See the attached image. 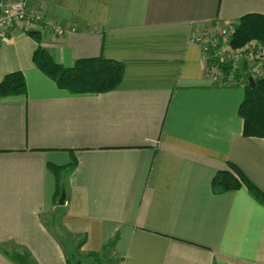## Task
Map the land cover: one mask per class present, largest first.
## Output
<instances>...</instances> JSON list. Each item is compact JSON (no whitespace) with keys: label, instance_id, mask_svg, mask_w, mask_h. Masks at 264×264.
Masks as SVG:
<instances>
[{"label":"crops","instance_id":"0c3cea01","mask_svg":"<svg viewBox=\"0 0 264 264\" xmlns=\"http://www.w3.org/2000/svg\"><path fill=\"white\" fill-rule=\"evenodd\" d=\"M29 3L68 30L0 32V80L26 81L0 96V264H264V203L212 188L232 163L264 192V137L243 134L244 87L213 81L192 40L264 0ZM38 45L64 66L117 60L122 80L71 93L33 63ZM68 163L56 194L50 166Z\"/></svg>","mask_w":264,"mask_h":264},{"label":"trees","instance_id":"16d2710c","mask_svg":"<svg viewBox=\"0 0 264 264\" xmlns=\"http://www.w3.org/2000/svg\"><path fill=\"white\" fill-rule=\"evenodd\" d=\"M30 34L38 39L37 33L30 31ZM248 41L264 44V15L250 13L243 15L236 22L231 44L240 46ZM32 61L58 87L71 93H102L112 90L119 85L124 74V66L121 62L103 56L79 58L71 66H64L56 62L49 51L41 45L35 48ZM254 80L253 85L247 81L243 86L244 98L238 107V113L243 119L245 136L264 137V77ZM25 91L26 81L20 70L8 72L0 80V96L20 95ZM72 164L50 166L58 180L56 194L59 193L60 188V173ZM240 187H245L255 199L264 203V192L232 163H229L226 169L218 170L212 178L214 192L234 190ZM77 260L83 262L82 259L77 258Z\"/></svg>","mask_w":264,"mask_h":264},{"label":"built area","instance_id":"2783aa9c","mask_svg":"<svg viewBox=\"0 0 264 264\" xmlns=\"http://www.w3.org/2000/svg\"><path fill=\"white\" fill-rule=\"evenodd\" d=\"M19 26L43 27L58 36L68 30L59 21H48L42 7H31L29 0H0V32ZM235 27L233 21L214 23L198 29L192 37L200 48L205 73L222 86H244L249 76L264 77V44L248 41L233 46Z\"/></svg>","mask_w":264,"mask_h":264},{"label":"water","instance_id":"95a60500","mask_svg":"<svg viewBox=\"0 0 264 264\" xmlns=\"http://www.w3.org/2000/svg\"><path fill=\"white\" fill-rule=\"evenodd\" d=\"M248 82L253 85L255 83V80H254V78L252 76H249L248 77ZM64 197H65V193H64V191H62L61 195H60V198H59V201H58V203L60 205H62L64 203Z\"/></svg>","mask_w":264,"mask_h":264},{"label":"rangeland","instance_id":"374dc122","mask_svg":"<svg viewBox=\"0 0 264 264\" xmlns=\"http://www.w3.org/2000/svg\"><path fill=\"white\" fill-rule=\"evenodd\" d=\"M48 218V217H47ZM79 262V261H78Z\"/></svg>","mask_w":264,"mask_h":264}]
</instances>
